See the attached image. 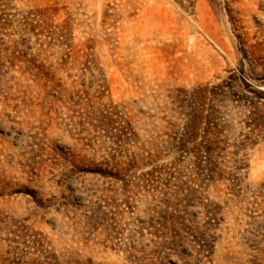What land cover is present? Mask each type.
<instances>
[{"label":"rangeland","instance_id":"obj_1","mask_svg":"<svg viewBox=\"0 0 264 264\" xmlns=\"http://www.w3.org/2000/svg\"><path fill=\"white\" fill-rule=\"evenodd\" d=\"M0 264H264V0H0Z\"/></svg>","mask_w":264,"mask_h":264}]
</instances>
